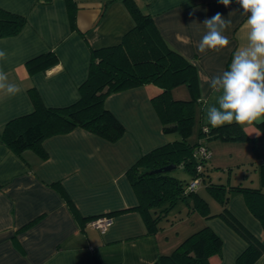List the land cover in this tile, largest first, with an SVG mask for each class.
Here are the masks:
<instances>
[{
	"label": "crops",
	"instance_id": "crops-1",
	"mask_svg": "<svg viewBox=\"0 0 264 264\" xmlns=\"http://www.w3.org/2000/svg\"><path fill=\"white\" fill-rule=\"evenodd\" d=\"M133 2L151 16L166 45L195 67V106L201 107V123L211 127L206 121L207 106L216 104L220 93L210 88L209 81L228 69L235 50L246 43L242 26L247 17L242 8L236 0L227 7L219 0ZM0 8L26 19L19 34L0 39V50L6 54L0 70L21 89L15 96L0 94V132L9 121L33 111L30 88L46 107L77 102L78 88L88 73L89 48L117 45L133 26L122 0H0ZM217 12L232 21L225 32L230 44L220 52L200 54L197 46L206 31L203 23ZM46 53H54L57 63L29 73L26 63ZM160 92L149 84L107 97L106 107L125 129L115 143L76 128L44 140V158L33 149L17 155L0 144V264H153L203 225L222 240L221 254L211 257L210 264H235L246 244L220 218L204 220L194 212L148 234L139 213H114L137 205L127 169L142 155L171 141L152 104ZM243 130L250 138L260 135L257 125ZM259 144L264 149V139ZM210 151V159L218 164ZM244 152L251 159L252 151ZM208 204L212 214L222 209L215 201ZM227 208L256 239H264V230L242 194L232 193ZM94 216L112 219L106 233L85 226L86 219ZM254 264H264V255Z\"/></svg>",
	"mask_w": 264,
	"mask_h": 264
},
{
	"label": "trees",
	"instance_id": "trees-1",
	"mask_svg": "<svg viewBox=\"0 0 264 264\" xmlns=\"http://www.w3.org/2000/svg\"><path fill=\"white\" fill-rule=\"evenodd\" d=\"M122 2L133 19V26L123 35L119 44L98 49L89 48L88 73L86 80L78 88V101L62 108L46 107L38 92L30 88L28 96L33 111L6 123L0 132V144L17 155L33 149L44 158V140L70 133L76 128L115 143L124 135L125 129L106 107L107 97L134 87L154 85L161 90L160 94L152 99V104L162 123L163 132L166 135H177L179 140H172L142 155L127 169L125 175L134 191L137 205L114 213H139L148 234H155L162 230L166 223L181 221L194 212L204 220L220 218L246 244L235 264H254L264 255V239H256L228 211L227 204L232 193L242 194L248 210L264 230V153H259L258 149L260 141L264 139V123L257 125L260 135L256 138L248 137L243 128L235 123L219 128L200 123L197 140L189 142L197 99L191 93L192 98L187 101L174 100L171 91L180 85L187 86L191 92L196 90V69L166 45L149 14L140 11L133 0ZM73 18L70 14L72 27ZM25 24L26 19L23 16L0 8V39L16 36ZM56 63V55L46 53L31 59L26 66L28 72L33 74L45 71ZM204 128H207L206 132ZM214 140L252 144L255 154L262 159L257 168L259 185L256 188L241 184L232 185L229 182H206L205 168L208 167L206 164L210 157L201 160L195 152L199 145H204L211 153L208 142ZM169 164H175L176 167L181 165L191 176L190 182L198 180L204 193L221 206V211L212 214L208 201L200 190H188L190 182L178 180L169 173H148ZM198 164L201 165L200 171L196 170ZM60 192L71 210L76 213L66 193L62 189ZM178 202L186 205L185 210H179L177 214L169 217ZM95 217L98 216L89 217L86 221ZM221 249V238L208 225H203L179 242L169 253L160 254L153 264H210V258L220 256Z\"/></svg>",
	"mask_w": 264,
	"mask_h": 264
},
{
	"label": "clouds",
	"instance_id": "clouds-1",
	"mask_svg": "<svg viewBox=\"0 0 264 264\" xmlns=\"http://www.w3.org/2000/svg\"><path fill=\"white\" fill-rule=\"evenodd\" d=\"M219 2L227 7L232 0ZM236 2L247 17L242 26V40L246 43L235 50L227 70L210 78V88L220 95L216 104L207 106L206 121L212 128L235 123L246 130L264 123V0ZM203 26L206 31L197 46L200 54L220 52L229 46L225 32L232 26L230 19L217 12L206 19ZM5 56L0 50V60ZM20 91L9 81L7 73L0 70V94L15 96ZM207 155L210 157L211 153Z\"/></svg>",
	"mask_w": 264,
	"mask_h": 264
},
{
	"label": "rangeland",
	"instance_id": "rangeland-1",
	"mask_svg": "<svg viewBox=\"0 0 264 264\" xmlns=\"http://www.w3.org/2000/svg\"><path fill=\"white\" fill-rule=\"evenodd\" d=\"M184 92V95L181 93ZM195 89L193 92L185 85L177 86L172 89L171 97L174 100L187 101L192 98V94H195ZM192 93V94H191ZM196 111L194 114V126L192 128V133L188 139L189 142L197 140V134L200 126V106H196ZM172 140H179V136L170 135ZM210 149L214 152L215 160L218 159V164L214 163V159L207 161V168H205V180L206 182L211 181L217 184H227L228 182L232 185L241 184L245 187L256 188L259 185L257 168L262 162L261 157H257L255 154V149L252 148V144L248 142H236V141H222L214 140L208 142ZM262 145H258L259 153H264V149L261 148ZM252 151L250 155L251 159L247 160L246 153L244 151ZM241 155L242 157H239ZM254 155V156H253ZM240 158V159H239ZM244 162V163H242ZM169 174L181 181L190 182L191 176H189L181 165H178L175 170L169 172ZM197 190H200L202 196H204L207 201H214L206 195L203 191V186L201 184L196 186ZM203 191V192H202ZM204 193V194H203ZM186 205L183 202H178L175 209L169 213V217L177 214L179 210H185ZM164 222V221H163ZM162 222V223H163Z\"/></svg>",
	"mask_w": 264,
	"mask_h": 264
},
{
	"label": "built area",
	"instance_id": "built-area-1",
	"mask_svg": "<svg viewBox=\"0 0 264 264\" xmlns=\"http://www.w3.org/2000/svg\"><path fill=\"white\" fill-rule=\"evenodd\" d=\"M205 129L206 128L203 129L204 132H206ZM208 153H210V152L206 146L199 145L196 149L195 155L199 156V158L201 160H204V159L209 158V156L207 155ZM200 169H201V165L198 164L196 166V170L200 171ZM198 184H199L198 180H194V181L190 182V184L188 186V190L195 189ZM111 224H112L111 218H109L107 216H98V217H95L93 219L86 221L85 226L96 229L97 231H99L100 234H104V233H106V231L108 230V228L110 227Z\"/></svg>",
	"mask_w": 264,
	"mask_h": 264
},
{
	"label": "water",
	"instance_id": "water-1",
	"mask_svg": "<svg viewBox=\"0 0 264 264\" xmlns=\"http://www.w3.org/2000/svg\"><path fill=\"white\" fill-rule=\"evenodd\" d=\"M176 169V165L175 164H169L167 166H164L162 168H158V169H155V170H152V171H149L148 173L149 174H160V173H169L171 172L172 170H175Z\"/></svg>",
	"mask_w": 264,
	"mask_h": 264
}]
</instances>
